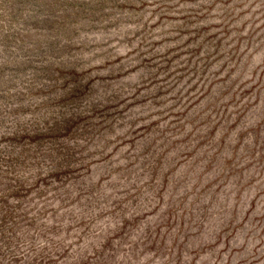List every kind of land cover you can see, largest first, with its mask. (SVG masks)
I'll list each match as a JSON object with an SVG mask.
<instances>
[{
    "label": "rangeland",
    "instance_id": "rangeland-1",
    "mask_svg": "<svg viewBox=\"0 0 264 264\" xmlns=\"http://www.w3.org/2000/svg\"><path fill=\"white\" fill-rule=\"evenodd\" d=\"M0 264H264V0H0Z\"/></svg>",
    "mask_w": 264,
    "mask_h": 264
}]
</instances>
